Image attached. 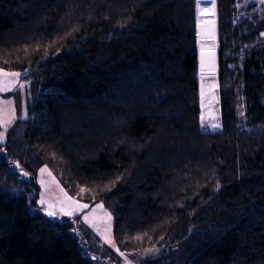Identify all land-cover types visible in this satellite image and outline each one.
Here are the masks:
<instances>
[{"label": "trees", "instance_id": "trees-1", "mask_svg": "<svg viewBox=\"0 0 264 264\" xmlns=\"http://www.w3.org/2000/svg\"><path fill=\"white\" fill-rule=\"evenodd\" d=\"M215 5L221 131L208 133L197 0H0V70L30 84L0 146V264H95L69 222L37 208L34 162L103 205L119 250H158L145 264H264V6ZM68 12L81 19L56 33Z\"/></svg>", "mask_w": 264, "mask_h": 264}, {"label": "rangeland", "instance_id": "rangeland-1", "mask_svg": "<svg viewBox=\"0 0 264 264\" xmlns=\"http://www.w3.org/2000/svg\"><path fill=\"white\" fill-rule=\"evenodd\" d=\"M94 4L95 3H91L90 5L93 6ZM252 4L257 6L256 9L252 10L253 12H261L263 10L264 0H236L235 7L241 15H245L246 13L244 12ZM215 7V0H197V23L200 22V19L205 18L214 23L216 17ZM79 17L81 16L78 14L73 15L72 12H68L67 16L58 23L56 33H63L65 26L69 25L74 20H80L81 18ZM36 18H30L29 23L23 26H20L22 23L16 22L14 19L12 21V24L14 25L13 30L5 33L3 39L8 40L11 35H21L22 32L30 33L32 30L39 29L41 26L39 20L43 19L40 16H37ZM210 39L212 41H210ZM216 39L214 32L211 34H205L204 36H197L199 44L202 42L201 40H204V42H202L203 46L216 47ZM204 51L211 52L212 61L210 66L203 67L200 62V55L203 51H199L197 75L200 127L203 132L218 133L221 131V117L217 79L215 76L217 73V49ZM25 75L26 74L23 73H13L0 70V146L5 145L7 134L11 126H13L16 121L26 120L27 118L26 107L30 99V84L26 80ZM196 140L197 149L199 144H205L198 138H196ZM263 140V136L258 138L257 143H261L259 145L257 144L258 146L255 150L258 151L261 149L264 151ZM194 148L196 149V146H194ZM205 151L206 152H203L204 154L201 156L204 157L207 162V149H205ZM28 164L29 163H27V165ZM199 164L200 163L197 165ZM31 166L32 168H36V181L38 185L36 199L37 208L42 210L44 214L53 220L56 219L69 222L72 225L75 234L80 238L82 246L87 253L86 255H88L95 264H145L147 261H153L158 258L160 253L153 248L145 251H136L133 249L126 251L119 250L113 236V218L104 209L102 204L97 203L94 205H88L77 201L75 198L67 194L59 180L51 173L48 167L41 166L37 168L35 162L32 163ZM173 166H176V163ZM191 166L190 169L192 172L197 173L196 175L200 176L205 173V170L198 169L200 167L194 166V169H192ZM16 167L18 168L17 165ZM22 175L24 177L28 176L25 172H23ZM173 188L174 186L165 185L164 190H162L160 194L164 196V194L167 193V190ZM136 218L138 221L139 218ZM248 238V236L243 237L242 240L248 242Z\"/></svg>", "mask_w": 264, "mask_h": 264}, {"label": "bare ground", "instance_id": "bare-ground-1", "mask_svg": "<svg viewBox=\"0 0 264 264\" xmlns=\"http://www.w3.org/2000/svg\"><path fill=\"white\" fill-rule=\"evenodd\" d=\"M201 28H202V32L203 33L211 34V33L214 32L215 36H216L215 25H214V23L211 20H209L207 18L201 19L200 22H199V29H201ZM213 28H214V30H213ZM209 32H211V33H209ZM205 34H202L201 36H203ZM201 41L204 42V40H201ZM211 55H212L211 52H205V51L201 52L200 62H201V65L203 67L210 66L211 61H212V56Z\"/></svg>", "mask_w": 264, "mask_h": 264}, {"label": "water", "instance_id": "water-1", "mask_svg": "<svg viewBox=\"0 0 264 264\" xmlns=\"http://www.w3.org/2000/svg\"><path fill=\"white\" fill-rule=\"evenodd\" d=\"M203 42V41H202ZM199 50L200 51H204V50H208V51H212L215 50V48L213 46H203L202 44L199 46ZM213 74V73H212Z\"/></svg>", "mask_w": 264, "mask_h": 264}, {"label": "crops", "instance_id": "crops-1", "mask_svg": "<svg viewBox=\"0 0 264 264\" xmlns=\"http://www.w3.org/2000/svg\"><path fill=\"white\" fill-rule=\"evenodd\" d=\"M214 25H215V22H214ZM197 34H198V36H201L202 34H205V33L202 32V28L199 29V23H198ZM203 36H204V35H203ZM210 40H211V39H210Z\"/></svg>", "mask_w": 264, "mask_h": 264}]
</instances>
